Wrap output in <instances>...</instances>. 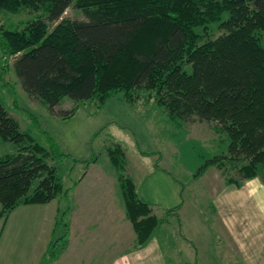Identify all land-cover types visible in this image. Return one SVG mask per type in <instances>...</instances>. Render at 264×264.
Instances as JSON below:
<instances>
[{
	"label": "trees",
	"instance_id": "obj_1",
	"mask_svg": "<svg viewBox=\"0 0 264 264\" xmlns=\"http://www.w3.org/2000/svg\"><path fill=\"white\" fill-rule=\"evenodd\" d=\"M69 6L84 17H62ZM22 7L41 10L43 17L21 28L0 24V53L12 56L22 89L50 116L68 119L82 102L148 90L176 127L207 122L221 134L222 148H197L196 177L214 165L227 183L258 177L264 184V0H0V10ZM213 23L222 32L204 38L200 28ZM66 98L73 106L58 107ZM5 141L15 149L0 154L3 221L20 204L67 196L54 161L73 157L49 137L37 141L0 101ZM116 150L108 154L120 169L125 153ZM79 161L86 166L89 160ZM163 169L182 191L183 183ZM117 178L137 249L178 216L179 205L158 216L130 176L118 172ZM66 211L57 208L54 227L61 231L46 247L47 260L67 237Z\"/></svg>",
	"mask_w": 264,
	"mask_h": 264
},
{
	"label": "rangeland",
	"instance_id": "obj_2",
	"mask_svg": "<svg viewBox=\"0 0 264 264\" xmlns=\"http://www.w3.org/2000/svg\"><path fill=\"white\" fill-rule=\"evenodd\" d=\"M40 17L43 12L33 8L0 10L3 27L21 28ZM62 17L84 16L78 8L69 6ZM52 25L50 23L49 27ZM200 31L204 38H212L222 29L213 23ZM261 38L264 43V34ZM11 61L12 56L4 59L0 53L1 103L17 118L20 127L37 141L45 143L49 137L76 161L67 157L54 161L63 188L69 190L66 197L58 195L46 203H39L43 210L40 207L10 217L8 222L13 220V223L7 224L5 256L13 264H40L44 260L45 264H129L128 257L124 261L116 260L118 255L135 250L132 249L135 233L125 217L117 175L118 172L128 175L139 184L154 163L169 170L183 183V203L186 200L195 203V206L182 207L183 218L170 216L168 223L162 222L158 234L154 235L164 264H189L191 261L182 260L181 245L186 244L189 234L198 240L196 230L203 227L198 225L199 216L206 218L200 203L207 205V191L216 185L217 178L223 180L224 177L221 169L214 165L208 166L200 176L194 174L201 161L196 154L197 148L203 146L212 151L215 146H223L221 134L213 129V123L195 121L187 123L183 129L176 127L148 90L130 94L113 92L101 103L95 100L80 103L68 119L53 117L44 105L30 99L22 89ZM72 106L68 98L58 105ZM116 147L123 149L126 158L120 169L111 163L108 154L109 149L117 153ZM14 149L11 142L0 143V154ZM85 159L89 160L86 166L79 161ZM65 206L67 237L58 244L59 251L53 259L47 260L46 247L61 231V226L54 227L57 208L61 210ZM192 208L194 211H190ZM152 212L164 216V210L159 207L152 206ZM206 236L210 234L206 232ZM208 252L204 248L198 251L200 261ZM209 254L211 263L205 264H223Z\"/></svg>",
	"mask_w": 264,
	"mask_h": 264
},
{
	"label": "crops",
	"instance_id": "obj_3",
	"mask_svg": "<svg viewBox=\"0 0 264 264\" xmlns=\"http://www.w3.org/2000/svg\"><path fill=\"white\" fill-rule=\"evenodd\" d=\"M136 184L141 195L155 207L165 210L179 205L178 216L181 218L185 206H195L191 201L183 203L184 195L176 179L163 167L155 168L154 163L139 184ZM205 198L207 205L200 203L206 218L199 216L198 225L203 226L201 230H196L199 238L193 239L192 234L187 236L185 246L181 245L182 260L191 261L189 264H205L211 260L210 252L223 264H264V184L260 178L245 179L238 186L227 183L225 177L223 180L217 178L216 185L207 191ZM40 207L44 209L39 203L20 204L8 213L5 221L0 217V264H6V260L8 264H13L4 254L8 242L7 224L13 223V220L8 222L10 217ZM206 232L210 236H206ZM154 235L143 247L124 252L116 260L124 261L128 257L129 264H164ZM202 248L209 252L200 261L198 251Z\"/></svg>",
	"mask_w": 264,
	"mask_h": 264
}]
</instances>
